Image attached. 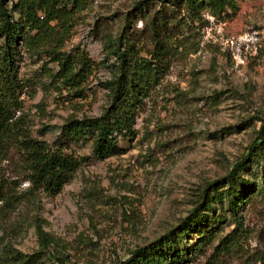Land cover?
<instances>
[{
    "label": "rangeland",
    "instance_id": "1",
    "mask_svg": "<svg viewBox=\"0 0 264 264\" xmlns=\"http://www.w3.org/2000/svg\"><path fill=\"white\" fill-rule=\"evenodd\" d=\"M13 1L0 5L10 8ZM135 1L84 0L75 11L64 48L84 51L94 63L82 98L54 76V62L22 48L19 76L29 132L86 158L60 192H38L6 214L0 249L9 244L34 254L36 264H116L174 227L201 201L203 187L227 173L258 135L264 120V0H235L233 9L205 10V20L182 25L175 34L180 46L139 108L134 135L120 139L121 152L98 158L90 139L64 132L68 117L97 115L107 104L99 81L110 72L95 20L116 31ZM233 182L247 191L237 209L244 230L237 229L230 200L211 198L208 190L203 227L213 229L212 238L196 252V264H264V154ZM36 223L53 238L49 246L40 245ZM224 237L231 240L227 246Z\"/></svg>",
    "mask_w": 264,
    "mask_h": 264
},
{
    "label": "trees",
    "instance_id": "2",
    "mask_svg": "<svg viewBox=\"0 0 264 264\" xmlns=\"http://www.w3.org/2000/svg\"><path fill=\"white\" fill-rule=\"evenodd\" d=\"M83 1L14 0L10 8L0 5V228L10 210L33 201L38 192L50 195L60 192L86 158L61 146L52 147L45 139L31 135L22 112L23 83L19 76V59L24 48L38 58L45 56L46 64L54 62V76L71 88L74 96H84L82 83L91 74L94 63L84 51L64 48L72 32L73 15ZM234 7L235 0H136L116 31L106 28L97 18L93 29L110 72L108 78L99 81L107 90V104L97 115L68 117L63 123L64 132L90 139L93 154L98 158L121 152L120 139L134 135L139 108L162 82L170 56L180 46L175 43V34L182 25L205 20V10L221 14ZM137 20L140 27L136 26ZM263 130L264 120L249 151L227 173L203 187L201 201L174 227L136 246L116 264H196V252L212 238L213 229L203 227L211 198L230 200L237 229L243 232V220L237 209L247 191L237 190L233 181L245 165L259 153L264 154ZM257 142L259 151L254 148ZM7 168L14 178L6 174ZM22 181H26L25 187L20 186ZM208 190L212 197L205 206ZM35 228L41 246L52 244L53 238L38 223ZM191 233L196 236L193 238ZM230 241L221 239L224 246ZM33 255L6 244L0 249V264H36L38 259Z\"/></svg>",
    "mask_w": 264,
    "mask_h": 264
}]
</instances>
